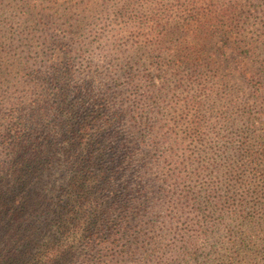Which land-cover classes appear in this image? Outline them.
I'll use <instances>...</instances> for the list:
<instances>
[{
	"label": "rangeland",
	"instance_id": "1",
	"mask_svg": "<svg viewBox=\"0 0 264 264\" xmlns=\"http://www.w3.org/2000/svg\"><path fill=\"white\" fill-rule=\"evenodd\" d=\"M261 63L264 0H0V113L62 87L75 108L120 114V184L145 183L140 206H160L128 253L74 264H264V171L235 161L241 142L264 145Z\"/></svg>",
	"mask_w": 264,
	"mask_h": 264
},
{
	"label": "trees",
	"instance_id": "2",
	"mask_svg": "<svg viewBox=\"0 0 264 264\" xmlns=\"http://www.w3.org/2000/svg\"><path fill=\"white\" fill-rule=\"evenodd\" d=\"M234 17L230 11L215 19ZM255 55L247 44L243 58ZM57 91L52 105L45 99L27 113L20 107L0 113V264H74L88 251L100 262L114 248L128 253L137 242L139 215L149 230L158 218V200L147 206L138 202L147 194L145 183L138 191L142 183L136 189L120 184L127 141L112 128L120 114L100 106L75 108L67 102V90ZM256 146L251 150L241 142L235 156L251 178L264 171V145ZM163 178L157 180L161 186L168 176ZM121 238L129 245L120 244ZM148 243L153 251L159 246L155 236Z\"/></svg>",
	"mask_w": 264,
	"mask_h": 264
}]
</instances>
